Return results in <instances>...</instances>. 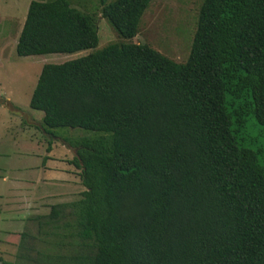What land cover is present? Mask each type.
Instances as JSON below:
<instances>
[{
    "label": "trees",
    "instance_id": "16d2710c",
    "mask_svg": "<svg viewBox=\"0 0 264 264\" xmlns=\"http://www.w3.org/2000/svg\"><path fill=\"white\" fill-rule=\"evenodd\" d=\"M153 1L99 5L132 40ZM98 19L34 0L17 54L96 49ZM30 107L75 150L85 191L31 219L47 247L23 233L26 262L264 264V0H203L186 63L121 41L46 65Z\"/></svg>",
    "mask_w": 264,
    "mask_h": 264
},
{
    "label": "rangeland",
    "instance_id": "374dc122",
    "mask_svg": "<svg viewBox=\"0 0 264 264\" xmlns=\"http://www.w3.org/2000/svg\"><path fill=\"white\" fill-rule=\"evenodd\" d=\"M32 1L34 0H0V93L4 97L10 98L16 107L30 116L29 121L40 124H42L44 114L31 109L30 101L44 66L61 65L121 41L123 44H147L177 63H186L197 30L199 10L203 2V0H154L143 18L139 34L132 40H125L115 32L107 20L102 18L99 0H68L73 8L88 14H96L99 18V45L97 48L74 54L20 57L17 54V44ZM112 1L109 0V2ZM13 112L0 107V137L5 132L2 127H8L6 129L10 135L9 127L19 126L18 123L21 125L28 123V119L21 117L16 111ZM5 113L8 114L6 118ZM258 129L262 132V128ZM30 132H35L34 134L39 137L42 135L36 129ZM81 132L80 130L64 129L59 130L56 136H85ZM27 134L30 136L28 132ZM40 138H36L32 145L29 142L32 148L26 149L24 155L18 153V151L22 152V149H25L20 145L19 140L12 141L13 147L1 144L0 154L4 155L0 156L5 157H0V167L4 169V166L12 162L15 164L13 166L14 174H20L19 169H24L23 177L26 176L32 180L36 174L38 175V171L35 170L37 164L41 163L40 156L37 155L43 154L44 150L48 152L50 146L53 149L51 152L55 162L61 163L59 171L62 172V181H67L64 178L69 177L73 184L70 186L68 184L58 185L52 188L50 193H53L54 199L45 201L42 206H36L35 208L38 209L36 214L33 209L25 210L26 213L24 212V214L30 215L29 218L26 217L29 220L25 222L22 220L23 222L20 224H7L6 219H10L11 216H0V264H32L20 257L22 254L36 256V252L28 253L27 249H21L22 234L28 233L35 238V241L28 238L24 246L34 245L35 249L43 250H45L46 245L42 243V240L48 237L37 235L36 223L30 218L48 215L53 205L78 201L85 191L81 183V171L69 163L74 158L73 149H70L62 141V138L55 139L51 136L49 138L48 136H41ZM36 141L39 144H36ZM49 154L46 155L47 158ZM10 222L13 223V220ZM8 229L18 232L17 235H4V231H9Z\"/></svg>",
    "mask_w": 264,
    "mask_h": 264
},
{
    "label": "crops",
    "instance_id": "0c3cea01",
    "mask_svg": "<svg viewBox=\"0 0 264 264\" xmlns=\"http://www.w3.org/2000/svg\"><path fill=\"white\" fill-rule=\"evenodd\" d=\"M0 107L6 110H10L11 112L16 111L17 114H19L21 117H25L26 119H28L27 124L21 125V123H18L19 126L15 125L9 127L10 135L8 134V131L6 129L8 127H2V130L4 128L5 132L4 135L0 137V145L4 144L13 147L12 141L19 140L20 145L25 149H22V152L18 151V153L20 155L21 154L24 155L26 149L28 150L29 148H32L31 145L35 143L34 140H36V138L41 139L40 138L41 136L42 137L47 136L46 132L43 129L42 124L29 121L30 116L24 114L20 110V108L16 107L12 103L10 98L4 97L1 93H0ZM6 116H8V114L5 113V118ZM10 116L9 118L12 117ZM35 129L37 130V132L39 130L40 135L42 134L40 137L37 134H34L35 132H30ZM27 132L30 134L31 137L27 134ZM49 137L50 136H48V138ZM55 139H60V138H55ZM29 142L31 145L29 144ZM36 144L39 143L36 141ZM47 151L48 152L44 150L43 154L37 155L40 156L41 163L37 164L35 170L38 171V175L36 174L34 179L32 180H30L26 176L23 177L24 175L23 172H25L24 169H19L20 174H14L13 166H15V164H12V162H10L7 166H4V169L0 167V216L3 215L11 216L10 219H6L7 224H15V223L20 224L23 221L25 222L26 220H29L28 218L30 215L27 216V214H24L25 210L29 208L30 210L33 209V211H36L35 214L38 213V209L35 208L36 206L39 205L42 206L45 201H48L51 198L54 199L53 193H50L52 188L58 185L68 184L70 186L73 184L71 178L69 177L64 178V180L67 181H62L63 180L62 172L59 171L60 168L59 165L61 163L55 162V159L53 157L54 155H52L51 152L53 151V149L51 147L48 148ZM72 152L73 155L75 156V150H72ZM47 154H49L48 158L46 157ZM0 155H4V154H0ZM0 157H5V156H0ZM12 220L13 223L10 222ZM4 232H5L4 235H12V234L17 235L18 233V232H14L13 229L12 231L9 230Z\"/></svg>",
    "mask_w": 264,
    "mask_h": 264
}]
</instances>
